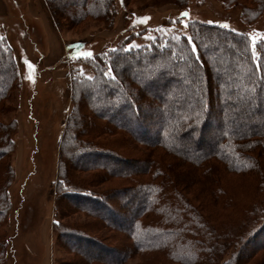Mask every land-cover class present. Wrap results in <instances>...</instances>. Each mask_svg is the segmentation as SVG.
<instances>
[{"label":"trees","instance_id":"trees-1","mask_svg":"<svg viewBox=\"0 0 264 264\" xmlns=\"http://www.w3.org/2000/svg\"><path fill=\"white\" fill-rule=\"evenodd\" d=\"M47 1L50 2L54 15L58 14L63 19L67 17L65 13L67 1L66 3L64 0ZM75 1H72L74 11L70 14L71 19L78 21L85 17L99 19L103 26L108 28L113 24L117 0ZM179 1L180 9L185 10L186 0ZM220 1L225 3L227 8L236 6L253 14V17L264 13V0ZM183 17L178 15L180 19L175 21L171 18L166 19L164 25H160L157 35L151 40L146 39V44L134 43L138 39H143L148 29L142 28L133 32L134 26H129L126 35L119 38L113 47H105L98 53L89 50L82 55L70 51V54L75 56L74 60H82V64L88 62L86 65L90 67L89 71H74L78 76L73 75L71 100L74 109L76 108L75 115L79 117L80 130L84 131L87 126L88 113H85L82 105L79 106L78 101L98 97L97 89L101 87L107 89V95L101 98L107 108L101 104L99 112L104 113L103 111L107 109L109 119L111 121L115 119L120 124L115 126L110 120L102 118L104 123L94 124L96 130L121 129L123 132L132 133L144 147L140 163L137 161L131 163L132 167H129L128 171H124V168L117 173L128 179L132 186L112 193H102L105 201L107 200L104 196L107 198L111 196L110 199L119 201L118 205H115L116 208L104 204L102 196L97 193H93L92 196L86 195L89 190H83L78 185L70 190L68 188L70 177L67 176L66 179L65 176L69 173H64L66 168L63 169V162L60 167L58 165L57 172L60 176L58 175L57 185L60 199L66 197L76 205L74 208L81 205L84 209L95 208L118 230L124 233V230L128 229L125 234L128 243L122 254L111 248L104 251L96 240L91 241L88 240V236H79L78 228H62L56 231V236L65 238L67 244L72 245L73 242L83 249L85 246L94 249L97 254L95 259L99 263L113 264V261L117 262L123 254L126 258L138 254L145 264H158L157 261H160V264L167 262L218 264L220 255L217 254L224 243L244 240L258 228L259 220L261 218L264 220V124L256 125L249 122L247 119H251V116L244 114L249 107L256 113L264 110V94H261L264 90V35L253 41L246 31L234 29L224 23L201 19H189L186 26H180L183 28L179 29L177 25ZM54 20L59 26L56 17ZM2 32L0 31V102L11 94V90L16 89L17 83L20 85L23 79L32 81L37 69L31 60L23 57L21 62L24 70L21 73L13 55L14 44L8 38V31L6 34ZM218 47H223L227 53L218 52ZM205 50L211 51L212 57L206 56ZM142 58L149 68L141 70ZM219 60H226L227 75H224L216 64ZM131 67H137L142 74L134 77L130 71ZM113 76L115 79L111 78ZM131 78L134 79L132 85L136 87V84H139L143 93L130 89ZM128 80L130 85L127 86L125 83ZM224 80H230L233 86H226L225 89L216 87L217 81L221 86ZM242 88L248 89V92L242 93ZM194 89L202 92L200 99L191 95ZM225 91L228 98L223 101L219 93L223 95ZM145 95L149 98L145 99ZM155 98L160 100V103L150 106L152 104L148 101ZM238 101L241 102L240 108L237 105ZM197 102L200 105L198 109ZM218 102H221L220 109L222 108L224 112L216 110L211 104ZM92 103L90 102L91 109H97ZM224 113L226 116L223 117ZM227 121L236 124L246 123L247 126L245 130L234 125L228 129ZM206 129L208 133L204 145L208 147L205 150L202 148V141ZM214 129H220L217 136L213 134ZM190 136L193 137L196 146H184V140L187 141ZM68 137L74 138L78 143L75 149L67 151L73 159L78 152L81 158L82 155H86L98 161L111 157L108 151L98 152L95 148L91 149L92 145L85 147L84 149H87L85 151L81 146L80 131L69 136L66 130L60 142V158ZM12 145L9 126L0 125V157L9 153ZM180 145L183 149L179 147ZM194 150H201L202 153ZM167 154L177 158L178 163L186 169L181 170L172 161L163 163L160 158ZM110 160L117 166L128 164L127 160L117 156ZM100 168L102 172L108 169ZM221 171L244 184L248 196H253L254 193V197L252 202L239 209L241 211L239 216L242 215L240 220L230 218L217 228L209 221L207 215L188 200L176 183L178 182L176 177L178 175H181V178L194 177L193 184H204V189H209L215 201L222 200L224 204L234 205V200L215 178L216 173L219 174ZM8 172V168L2 171L0 181V222L5 217V209L10 205L4 189ZM244 217L248 218L247 222H243ZM53 223L58 230L59 222ZM248 229L249 233L244 236L243 232L246 233ZM236 230H240V233L234 238L233 231ZM7 244L8 238H5L3 243L0 242V264H5L9 259L10 254L5 251ZM238 247L243 249L244 244L240 243ZM239 260V256L233 253L221 264H238Z\"/></svg>","mask_w":264,"mask_h":264},{"label":"rangeland","instance_id":"rangeland-1","mask_svg":"<svg viewBox=\"0 0 264 264\" xmlns=\"http://www.w3.org/2000/svg\"><path fill=\"white\" fill-rule=\"evenodd\" d=\"M64 1L65 3L67 1L65 5L67 17L63 19L58 14L54 15V11L50 8V2L47 0H0V31H3L4 34L8 31V38L14 44L13 55L16 57L18 68L22 73L24 65L21 59L23 57L31 60L37 67L32 81L23 79L20 85L17 83L16 89L11 90V94L0 102V125L9 126L13 144L11 151L4 157H0V181L2 180V171L6 168L9 170L4 189L10 205L5 209V217L0 222V242L3 243V240L8 238L5 251L10 254L5 264H103L96 261L97 254L91 247L83 244L85 246L83 249L73 242L72 245L67 244L65 238H58L56 231L58 232L62 228H78L76 230L79 236H88V240L91 241L96 240L104 251L111 248L121 253L126 250L128 238L125 234L128 229L123 233L95 208L86 207L84 209L83 205L74 208L73 206L76 205L73 202L66 197L61 199L59 197L57 179L60 174L57 171L58 165L60 167L62 162L63 169L66 168L64 173H69L65 176L66 179L67 176L70 177L68 179L70 190L75 189V186L78 185L81 189L89 191L86 193V191L76 190L89 196L97 193L102 196V199V193H112L132 186L128 179L117 173L124 168V171H128L136 161L140 163L141 151L144 148L132 133L130 135L121 129L96 130L94 124L104 123L102 118L110 120L107 109L103 111L104 113H100L98 110L101 104H106L101 98L107 95V89H101V87L97 89L98 97L78 101L79 106L82 105L85 113H88L87 126L84 131L80 130L79 117L75 115L76 108L74 109L71 100L74 86L73 75L78 76V74H74V71H89L90 67L86 65L88 62L82 64V60H74L75 56L70 54L71 50L78 55L89 50L94 53L101 52L105 47H113L119 38L124 37L129 26H134L133 32L142 28L148 29L143 39H138L134 43L136 45L146 44V39L150 38L151 40L157 35L160 25H164L166 19L171 18L175 21L180 19L178 15L181 16V13L185 12L188 15L179 20L178 28L185 27L189 19H201L224 23L234 29L246 31L251 35L253 41L261 37L262 34L264 35V13L253 17V14L236 6L227 8V5L220 0H186L185 10L180 9L181 1L179 0H117L116 15L109 28L104 27L99 19L90 17H85L80 21L71 19L70 14L74 11L72 1L75 0ZM55 17L59 21V26L55 24ZM217 51L225 50L223 47H218ZM204 52L206 56H211V51L205 50ZM225 53L227 52L225 51ZM141 62L143 64L141 70L150 67L145 63L144 58ZM216 64L224 72V75H227L226 60H219ZM130 71L136 78L142 74V71L137 67H131ZM233 71L232 73H234ZM119 77L121 80L123 79L121 76ZM133 80V78L130 79L131 85L129 80L125 84L130 85L132 91L140 92L141 86L139 84H136V87L133 86ZM223 83L220 86V82L217 81L215 85L220 89H225L229 85L233 86V82L230 80H224ZM116 92L115 89L114 93ZM141 92L143 93V91ZM241 92L246 93L248 89L242 88ZM261 94H264V90ZM191 95L200 99L203 94L194 89ZM219 95L223 101L228 98L226 91L223 92V95L220 93ZM146 97L145 95V99ZM159 101L155 98L148 102L152 104L150 106H153L160 103ZM90 102H93V106L95 105L97 109H91ZM198 103L197 109L200 108ZM142 104L145 108L144 103ZM211 104L216 110L224 112L222 108L220 109L221 102ZM237 105L240 108L241 102L238 101ZM105 107L107 108L106 105ZM246 113L251 116V119H247L249 122L256 125L264 124V110L256 113L252 107H249L244 112V114ZM222 116H226V113ZM108 121L106 120V124ZM111 122L115 126L120 124L115 119ZM232 125L243 130L247 126L246 123L236 124L227 121L226 128L229 129ZM66 130L69 132V136L80 131L83 149L92 145L91 149L95 148L98 152L108 151L111 157L98 161L92 160L93 158L86 155H82L81 158L78 155L80 152H78L73 159L67 151L75 149L78 143L74 138L68 137L60 158V142ZM219 130L214 129L213 134L217 136ZM207 133L208 129H206L202 141V148L205 150L208 147L204 145ZM193 140V137L190 136L187 141L184 140V146H196ZM179 147L183 149L181 145ZM88 149L90 150V148ZM194 152L202 153L201 150H194ZM116 156L127 160L128 164L124 163L121 166L113 164L114 161L110 159ZM172 158L167 154L160 160L163 163L172 161L175 166L177 165L183 170L184 167L178 163L177 158ZM163 163L162 165H164ZM100 167L108 169L106 172H102ZM180 172L185 173L186 171ZM176 178L178 179L176 183L188 200L207 215L209 221L217 228L230 218L240 220L242 215L239 216L241 212L239 209L241 206L253 201L254 193L253 196H248L246 186L223 171L219 174L217 172L215 178L234 200V205L224 204L222 200L215 201L209 189H204V184H193L194 177L181 178V175H178ZM255 183L256 181L253 185ZM104 197L107 200L105 201L103 198L104 204L116 208L119 201L110 199L111 196L110 198ZM58 198L59 202H57ZM129 207L131 206L129 205ZM237 210L238 212H236ZM243 220H245L243 222H247L248 218L244 217ZM54 221L60 224L58 230L57 227L55 228ZM259 221L255 231L250 234H248L249 229L246 233L243 232L244 236L248 234L245 238H248V241L245 239L239 241L238 239L233 243H224L217 254L220 255L218 264L228 259L233 253L240 258L238 264H264V220L261 218ZM233 233L234 238H237L240 230L233 231ZM240 243L244 244L243 249L238 247ZM245 252L246 254H244ZM151 257L153 258V256ZM142 259L138 254H133L129 258L123 254V257L119 258L117 262L113 261V264H145ZM167 264L183 263L167 262Z\"/></svg>","mask_w":264,"mask_h":264},{"label":"snow or ice","instance_id":"snow-or-ice-1","mask_svg":"<svg viewBox=\"0 0 264 264\" xmlns=\"http://www.w3.org/2000/svg\"><path fill=\"white\" fill-rule=\"evenodd\" d=\"M181 15H182V16H187V15H188V13H186V12H185V13H181ZM224 26H225V27H227V25H224ZM194 50H195V49H193V51H194ZM106 75H107V74H106ZM111 78H112V79H115V77H114V76H113V77H111Z\"/></svg>","mask_w":264,"mask_h":264},{"label":"bare ground","instance_id":"bare-ground-1","mask_svg":"<svg viewBox=\"0 0 264 264\" xmlns=\"http://www.w3.org/2000/svg\"><path fill=\"white\" fill-rule=\"evenodd\" d=\"M125 204H127V203H125ZM132 207V206H131Z\"/></svg>","mask_w":264,"mask_h":264}]
</instances>
